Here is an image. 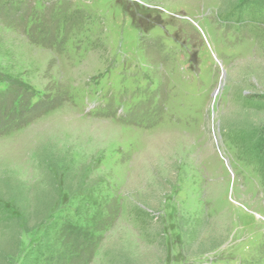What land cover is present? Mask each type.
<instances>
[{"label":"rangeland","instance_id":"rangeland-1","mask_svg":"<svg viewBox=\"0 0 264 264\" xmlns=\"http://www.w3.org/2000/svg\"><path fill=\"white\" fill-rule=\"evenodd\" d=\"M0 264H264V0H0Z\"/></svg>","mask_w":264,"mask_h":264}]
</instances>
